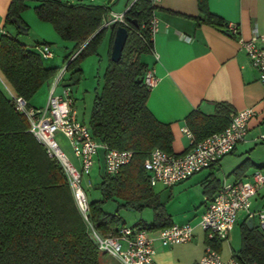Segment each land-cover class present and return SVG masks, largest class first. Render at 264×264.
<instances>
[{
    "label": "trees",
    "instance_id": "1",
    "mask_svg": "<svg viewBox=\"0 0 264 264\" xmlns=\"http://www.w3.org/2000/svg\"><path fill=\"white\" fill-rule=\"evenodd\" d=\"M133 1H128L126 9ZM199 8L202 17L198 23L227 30L228 25L209 12L204 0H200ZM26 9V0H11L6 24L15 26L12 19L18 18L27 28L20 17ZM34 12L40 21L49 23L63 41L75 44L65 62L83 47L67 67L73 72L71 79L78 83L81 62L96 52L110 30L100 28L111 9L40 0ZM152 17L153 9L148 0H136L125 13L126 25L116 24L128 31V39L121 61L114 63L110 58L104 87L96 96L90 115L89 127L94 139L112 149L134 152L133 161L118 175L102 178L99 185L102 200L90 204L91 221L103 234L125 226L121 209L139 213L151 209L152 224L139 221L135 225L147 231L173 226L165 205L150 187L149 175L144 169L152 150L158 148L174 153L171 127L158 122L146 105L150 90L144 86L143 77L149 68L140 62V57L153 48ZM111 32L114 42L116 30ZM56 71L44 65L36 49L29 50L17 38L1 35L0 72L14 93L29 103L52 81ZM232 113L229 104L217 103L212 115L192 112L185 125L199 142L223 131ZM28 130L25 117L0 89V264H104L108 255L100 252L89 238L63 169L57 161L48 158L45 149ZM220 186L215 179L206 180L203 194H215ZM110 201L117 205L113 214L104 210V205ZM241 240L234 259L240 264H264V233L246 224Z\"/></svg>",
    "mask_w": 264,
    "mask_h": 264
},
{
    "label": "crops",
    "instance_id": "2",
    "mask_svg": "<svg viewBox=\"0 0 264 264\" xmlns=\"http://www.w3.org/2000/svg\"><path fill=\"white\" fill-rule=\"evenodd\" d=\"M10 2L11 0H0L1 25L6 22ZM204 2L209 12L223 20L225 25H235L238 28V36L230 35L224 28L216 29L198 23V19L202 17L200 0H161L154 10L158 31L152 38L153 48L147 54L146 63L149 69L154 70L159 83L150 91L147 108L158 122L171 127L174 135L173 152L177 154L189 149L190 140L184 130L187 129L185 120L192 112L200 111L212 115L215 112V104L226 103L231 106L233 112L253 109L256 116L249 122L246 141L239 144L234 152L225 156L219 164L169 188L165 199L161 198L156 188H168L158 185L153 189L165 205L173 225L190 224L195 229L190 242L168 247L162 246L157 238L161 229L148 231L154 239L155 254L151 264H198L208 245L214 249L216 247L215 250L225 261L234 258L242 245L243 225H248L249 220L245 213H241L227 241L210 243L199 223L206 210L207 198L214 193L204 195L203 183L209 179H215L219 185L224 181L246 182L250 181L256 172H264V140H259L264 136V85L238 42V39L249 41L256 34L264 35V0ZM20 17L27 26L28 33L19 35L15 31L10 36L17 38L29 50H35L40 44H55L64 51V60L74 51L75 44L61 40L49 23L42 22L26 12L21 13ZM4 33L3 30L1 35ZM28 35H32L30 40L22 38ZM105 41L110 53L113 42L111 30L107 31ZM80 69L83 71V65ZM0 76L9 91L14 93V89L1 72ZM51 82L41 88L46 89L43 94L44 104L48 99ZM31 106L41 108L42 105ZM77 116L80 121L78 109ZM58 140L69 159L79 166L68 140L63 135H58ZM96 167L102 181V153L97 158ZM126 210L135 212L132 209ZM251 210H264V188L253 199ZM148 211L152 216H147V213H150ZM135 213L131 223L133 227L139 221H144L147 225L152 224L154 213L151 209ZM121 218L128 227L124 217ZM252 223V227L258 228L256 221ZM107 258L111 260L104 264H119L113 258Z\"/></svg>",
    "mask_w": 264,
    "mask_h": 264
},
{
    "label": "built area",
    "instance_id": "3",
    "mask_svg": "<svg viewBox=\"0 0 264 264\" xmlns=\"http://www.w3.org/2000/svg\"><path fill=\"white\" fill-rule=\"evenodd\" d=\"M160 1L148 0L153 9L150 22L152 38L158 31V21L154 17V10ZM69 3L75 4L72 1ZM127 9L120 14L110 13L103 20L100 29H108L112 24L117 23L126 25ZM227 32L234 37L238 36V28L235 25H228ZM238 42L249 58L251 66L258 72L260 82L264 85V35L256 34L249 41L238 39ZM82 49L83 47L60 70L56 82L49 91L44 108L31 106L27 100L11 91H9V96L16 111L27 120L28 131L45 149L48 158L57 161L63 169L76 207L86 226L87 234L95 247L119 264H151L155 254L154 239L147 230L124 226L112 233L103 234L91 221V202L83 187V182L96 166L98 156L102 153V176L114 177L123 167L133 161L134 152L112 149L97 141L93 138L90 128L78 120L70 86L67 84L61 86V84L68 72V64ZM36 51L43 59L54 58V53L48 44L37 46ZM0 80H2L1 77ZM143 83L150 91L158 85L159 78L153 69L145 73ZM60 86L61 93L57 94ZM255 116L256 112L253 109L233 112L230 115L229 125L223 131L199 142H196L191 132L185 129L184 132L190 143L188 151L184 153H167L158 148L152 150L144 162V169L149 175L150 187L154 189L161 185L169 189L219 164L225 156L234 152L239 144L246 141L249 122ZM58 135H63L68 140L75 158L79 161V166L75 165L66 155L58 140ZM259 140H264V136H261ZM89 185H91L90 182ZM263 188L264 172L261 171L256 172L250 181L232 183L224 181L217 192L207 198L206 210L199 223L208 241L210 243L227 241L241 213H245L249 221H256L259 230L264 233V210L257 212L251 210L253 199ZM194 229L190 224H174L161 229L157 238L165 247L185 244L192 240ZM198 264L240 263L234 258L225 261L218 251L208 245Z\"/></svg>",
    "mask_w": 264,
    "mask_h": 264
},
{
    "label": "rangeland",
    "instance_id": "4",
    "mask_svg": "<svg viewBox=\"0 0 264 264\" xmlns=\"http://www.w3.org/2000/svg\"><path fill=\"white\" fill-rule=\"evenodd\" d=\"M40 0H26L27 9L24 11L26 13H30L31 15H35L34 7L37 5V3ZM63 2H69L72 1L75 4H82V5H91V6H101L104 8H110L113 13L120 14L124 12L126 9V6L128 5L129 0H61ZM4 30L5 35H12L17 32V29L15 26L10 24L1 25L0 24V37L1 32ZM54 30V29H53ZM55 32V31H54ZM32 35H28L22 38L25 40H30ZM62 40V39H61ZM33 43V42H32ZM51 47V50L54 53V58L51 60L43 59V63L46 67H52L55 68L56 75L52 79L50 89L53 87L54 83L56 82L57 77L60 74V70L67 64L65 62L62 55L64 54V51L60 50L58 45L53 44ZM147 54H143L140 57V62L143 65H147ZM110 53L109 48L107 47V43L105 41V36L103 37V40L98 45L97 50L95 53H90L83 61L81 62V65H83V71L81 73V77L79 78L78 83H74L75 79H71L73 72L68 71L65 75V79L61 86L63 84H67L70 86L72 97L75 101V108L79 111V119L82 123H84L86 126H90V115L93 109L94 100L97 95L101 94L102 89L104 87V76L105 72L109 66L110 63ZM1 77V76H0ZM2 79V77H1ZM61 86L57 90V94L61 92ZM0 89L5 94L7 98H10L9 96V89L7 88V85L4 83L3 79L0 80ZM44 89H40L37 94L30 100L31 105L37 106L42 105L41 108H44L47 104V101L44 104ZM48 91V93H49ZM49 96V94H48ZM48 100V99H47ZM76 109V110H77ZM90 128V127H89ZM62 149L64 150L62 144ZM89 182L91 185H89ZM101 183V178L98 175V169L95 166L93 170L91 171V174L87 176L84 179L83 187L88 195L89 201H100L102 200V195L99 190V185ZM156 191L161 194V198L165 199L166 196L169 194V189H162L161 187L156 188ZM176 204V203H175ZM104 210L107 213L113 214L117 211V205L115 202L110 201L107 202L104 205ZM150 212V211H148ZM149 216L152 213H147ZM120 216L124 217V220L126 221L128 227H133V221L136 216V213L129 212L126 209L120 210ZM131 225V226H130ZM107 260V261H106ZM108 260H111L110 258L105 259L103 263H108Z\"/></svg>",
    "mask_w": 264,
    "mask_h": 264
},
{
    "label": "water",
    "instance_id": "5",
    "mask_svg": "<svg viewBox=\"0 0 264 264\" xmlns=\"http://www.w3.org/2000/svg\"><path fill=\"white\" fill-rule=\"evenodd\" d=\"M12 23L15 24L16 28L19 29L21 34H27L28 29L25 28L21 21L18 18H13ZM116 30L115 32V39L112 45V51H111V61L114 63H119L122 59V54L128 39V31L123 27H116L115 24H112L110 26V30ZM249 227L252 228L253 223L252 221H249Z\"/></svg>",
    "mask_w": 264,
    "mask_h": 264
}]
</instances>
